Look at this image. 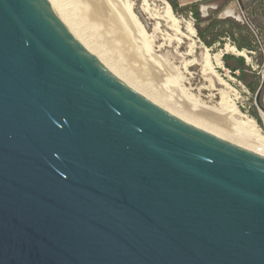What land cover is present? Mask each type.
<instances>
[{"label":"water","instance_id":"1","mask_svg":"<svg viewBox=\"0 0 264 264\" xmlns=\"http://www.w3.org/2000/svg\"><path fill=\"white\" fill-rule=\"evenodd\" d=\"M0 264H264V155L129 86L49 0H0Z\"/></svg>","mask_w":264,"mask_h":264},{"label":"rangeland","instance_id":"2","mask_svg":"<svg viewBox=\"0 0 264 264\" xmlns=\"http://www.w3.org/2000/svg\"><path fill=\"white\" fill-rule=\"evenodd\" d=\"M62 1L72 21L78 27L76 29L78 34L82 31L81 38L84 37L82 39L89 47L96 50L116 69L138 85L149 87L150 90L148 88L147 91L159 97L161 102L172 110L206 124L208 131L223 133L224 130V133H229L232 137V142H244L247 149L264 154L259 144L246 139V137L256 138L257 134L264 141V114L254 101L256 90L261 79H264V72L263 76L259 75L255 91L249 90L246 86V83L252 79L251 74L246 73L242 79L239 71L236 70L235 74H232L225 66L222 55L227 53L241 56L237 53L241 50L230 51L226 46L234 47V45L228 37H224L221 44L207 46L199 37L189 12L183 10L175 12L171 7L176 18V26H173L172 21L167 19L165 14L166 3L169 4L167 0H103L114 12L116 11L119 23L124 20L122 12L121 15L119 11L122 8H130L131 14L145 31V38L151 44L155 55L167 58L174 67L170 74L161 67V71L163 70L161 74L156 66L146 60L126 31L119 28L116 22L112 20L108 22V19L101 15L102 12H97L90 0ZM123 9L121 11H124ZM210 14L209 12L208 17H212ZM246 15L247 20L252 24H256L255 22L259 20L251 13ZM237 21L245 22L241 13L237 16ZM189 24L194 30L193 33L189 30ZM85 38H88L87 41L91 46ZM218 56L220 62L217 60ZM186 62L188 65L184 69L182 65ZM248 62L253 66L258 63L259 69L264 67V60L261 59ZM228 63L232 66L236 65L232 59ZM263 92L264 83L260 95V104L264 107L261 101ZM225 94L238 113H233L222 106V97ZM248 120L255 121L257 133L249 126ZM241 135L245 139H241Z\"/></svg>","mask_w":264,"mask_h":264},{"label":"bare ground","instance_id":"3","mask_svg":"<svg viewBox=\"0 0 264 264\" xmlns=\"http://www.w3.org/2000/svg\"><path fill=\"white\" fill-rule=\"evenodd\" d=\"M90 1L92 2L93 6L97 10V12L98 11L99 12H102L101 15L104 16V18H106V20L108 19V22H109V20H112V21H114V23L115 22L117 23V26H119V28L121 27V29H123V31H126V33L128 34V36L130 37V39L133 41V43H135V45L137 46V48L142 52V54L146 58V60H148L151 65L156 66L157 70L159 72H161V74H162V71L163 70L169 71V74H170V71H173L174 70V67L171 65L170 61L167 60V58H162V57H159V56L155 55V53L152 50L151 44L145 38V31L140 26V24L138 23V21H136L135 16H133L131 14V11H130V8L129 7L128 8H125V9L122 8L124 11H121L122 9L121 10L119 9L120 11L117 9L119 11V13L122 12L123 17H124L123 18L124 19L123 22L122 23L121 22L119 23L118 22V14L115 13L116 11L114 12L110 8V6H107V4L104 3L103 0H90ZM49 2L52 4V6H53L55 12L57 13L58 17L65 24V26L71 31V33L79 40V42L87 50H89L93 55H95V57H97V59H99L113 74H115L118 78H120L121 80H123L125 83H127L129 86H131L132 88H134L138 92L142 93L143 95L147 96L151 100L155 101L157 104H159L160 106H162L163 108H165L169 112L173 113L174 115L180 117L181 119H183V120H185V121H187V122H189V123H191V124H193V125H195L197 127H200L202 129L208 131L207 130L208 127L205 126L206 124L200 123V122H198L196 120H193V119H191L189 117L182 116L181 114H179L175 110H172L171 108L168 107V105L162 103L161 102V99L159 97H156V96L152 95V93H149L147 91V89L149 87L144 88V87L138 85L135 81H133L132 79H130L129 77H127V75H125L122 71L116 69L102 55H99V53H97L96 50L94 51L91 47H89V45L85 42V40L82 39L84 37L81 38L80 33L81 34H83V33H82V31H80L79 34H78V32L76 31V29L78 27H76V24L74 23V21H72L70 15L68 13V11L66 10L67 7H65L66 6V5H64L65 3L62 0H49ZM108 4L110 5V3H108ZM165 14H166L167 19H169L170 21H172V25L173 26H176V18L173 15V13L171 11V6L168 3H166V11H165ZM189 30L191 31V33L194 32L193 28L190 27V24H189ZM124 35H125V33H124ZM82 36H84V35H82ZM87 40H88V38L86 39V41ZM90 46H91V44H90ZM227 48L229 50H234L232 47L231 48L227 47ZM217 60H218V62H220L219 56H218ZM206 63H207V57H206ZM187 65H188L187 62L186 63H183L182 67L184 69H186L187 68ZM161 67L163 68L162 71H161ZM173 80H175V79H173ZM149 90H150V88H149ZM222 106L223 107H226V109L230 110L233 113H238L237 110L235 109V107L233 106V104L230 102L227 94H225L222 97ZM248 122H249V126H251L252 130H255V121L254 120H248ZM214 131L211 132V133H213V134H215V135H217L219 137H222V138H224V139L229 140V141L232 142V137H230L229 133H224L225 132L224 130H223V133L217 132V131L214 132ZM255 131L257 133L258 130L256 129ZM242 138L245 139V137L241 135V139ZM246 139L249 140V141L252 140L253 142H256L257 144H259L261 146V150H264V141H262L261 138L257 134H256V138L255 137L254 138H252V137H248L247 138L246 137ZM233 142L236 143V144H238V145H240V146H242V147H244V148H246L244 146L245 145L244 142H236V141H233ZM256 143H254V144H256Z\"/></svg>","mask_w":264,"mask_h":264},{"label":"trees","instance_id":"4","mask_svg":"<svg viewBox=\"0 0 264 264\" xmlns=\"http://www.w3.org/2000/svg\"><path fill=\"white\" fill-rule=\"evenodd\" d=\"M167 1L169 2L173 11L178 12V10H183L188 11L191 14L194 24L198 30L199 37L207 46L211 47L215 43L221 44L223 38L228 37L237 50H241L242 47L247 49L255 47L254 44L251 43V41L254 40L253 35L251 34L246 23H242L231 18H202L196 4L179 7L175 0ZM256 10L264 14V0H255L252 5L251 12H255ZM202 23L206 24L201 25ZM230 59H232L236 65H230L228 63ZM222 60L232 74H235L236 70L239 71V76L241 79L245 77L246 73L251 74L252 79L246 83V86L249 90L255 91L260 77L253 72H249L250 70L245 66L244 60L241 59V56H234L225 53L222 55Z\"/></svg>","mask_w":264,"mask_h":264},{"label":"crops","instance_id":"5","mask_svg":"<svg viewBox=\"0 0 264 264\" xmlns=\"http://www.w3.org/2000/svg\"><path fill=\"white\" fill-rule=\"evenodd\" d=\"M175 1L178 3L179 7H185L191 4H196L200 16L202 18L208 17V13L210 12L211 13L210 15H212V17L215 18H219V19L231 18L237 20V16L240 14L238 10L239 4L237 0H175ZM240 2L243 5L241 17H243V15L247 17L246 14L251 13L255 16V18H258L259 20L255 22L256 24H252L251 22H249L247 20L248 18H246L245 22H242L247 24L251 34L253 35L254 40L251 41V43L254 44L255 47L251 49L242 47L241 52L237 51V53L241 55V59L244 60L245 66L250 70L249 72H253L256 75H260V69L258 68V63L253 66L248 61L249 60L257 61V59H261V61L264 60V14L260 13L257 10L255 12H251L252 5L255 2V0H240ZM234 47L232 46L234 50H230V51H236L237 49L236 47L235 48ZM261 101L264 103V92L262 94Z\"/></svg>","mask_w":264,"mask_h":264},{"label":"built area","instance_id":"6","mask_svg":"<svg viewBox=\"0 0 264 264\" xmlns=\"http://www.w3.org/2000/svg\"><path fill=\"white\" fill-rule=\"evenodd\" d=\"M189 17L191 18L192 21H194L193 18L191 17V14H190V13H189ZM243 18H244V20L246 21V17H245L244 15H243ZM263 72H264V70H263V68L261 67V68H260V75H261V76L263 75Z\"/></svg>","mask_w":264,"mask_h":264}]
</instances>
